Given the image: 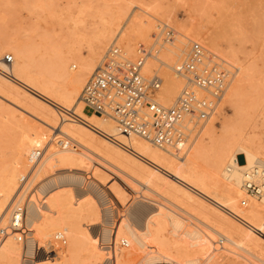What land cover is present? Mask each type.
Instances as JSON below:
<instances>
[{"label": "bare ground", "instance_id": "obj_1", "mask_svg": "<svg viewBox=\"0 0 264 264\" xmlns=\"http://www.w3.org/2000/svg\"><path fill=\"white\" fill-rule=\"evenodd\" d=\"M158 1L152 0L148 4L139 2L140 9L137 8L142 11V14L148 16L147 18H143L145 16L142 15H130L129 8H115L106 18L103 12L101 18L102 16L104 18H99L102 20L101 27L97 25L99 28L92 32H84L85 29L75 32V42H65L67 45L63 47L52 46L51 43L54 41L51 39L52 42H49L51 45L45 43L46 45L39 46L40 48H37L35 41L31 42L30 39L20 41L10 38L6 41L7 38H5V41L0 43V59L3 57L6 59L8 53L13 55V57L10 56L13 58L11 65L0 63V96L22 109V112H27L40 121L32 123L25 119L27 121L20 122L18 135H14L16 132L12 133L15 136L14 141L11 140L13 146L12 144L11 147L9 144L7 146L9 149L12 148L9 155L11 159L7 156L10 160L4 159L6 162L4 161L3 166H0L2 167L0 169V220L4 223L9 219V210L14 203L20 181L28 173L29 160L35 148L45 146L46 150L45 157L28 185V189L30 188L32 192L26 204V241L20 244L14 237L0 240V264H219L218 258L222 256H220L221 252L237 259L231 260L229 264L243 262L264 264V144L258 142L259 140L246 130L252 119L256 117L251 114L252 118L249 112L250 106L254 105L253 98L248 104L247 101L244 103L243 99H247L246 95L249 94H246L244 98L242 96L245 84L247 86L250 84L251 91H257V85L260 81L263 82V79L260 80L263 76L259 77L257 71L252 69L253 67L250 68L252 65L248 66L250 62L247 68L241 67L240 64L236 66V73L233 74V80L226 94V100L232 104L229 106H233V114L226 116L227 119H223L225 121L222 120V116L223 123L220 131L216 125L218 119L216 114L204 124L203 129L201 128L202 136L207 137L209 142H206L205 138L198 140L196 136V138L193 137L195 138L193 141H189V144L187 141L176 150L159 149L140 138H128L121 135L111 119L97 114H86L81 102L86 83L102 63L106 53L114 44V39H117L115 44L122 49L124 59L131 61L128 57L130 54L134 56L135 52L136 56L139 55L141 42L157 40L161 34H164L161 26L155 25L154 20L177 21L174 14L169 11L170 8L163 5L165 1L162 3V0ZM119 3V7H122ZM203 8L205 10V7L201 9L192 7L190 19L186 22L178 21L176 24L181 32L171 28L176 33L172 39L164 40L162 37L161 43L157 40V44L150 46L152 59L146 62L142 74L145 77L155 73L160 76L162 72L164 81L158 93V102L163 106L174 105L183 90V81L175 75V69L185 60H183L184 54L187 55V50L185 52L181 45L187 49L190 43L206 39L211 51L221 53L223 59L226 57L233 63L235 61L234 55L237 56L235 54L237 51L233 52L235 49L228 47V52V48L223 50L217 46L214 38L217 29H211L212 24L216 23L206 14L209 8L205 10L206 12ZM44 9L41 10L45 12ZM109 9L111 8L107 10ZM64 12L61 15L59 12L61 18ZM69 12L71 15L73 11L69 10ZM101 12L98 13L101 14ZM56 13L54 11L55 15ZM1 17L4 19L3 16ZM42 17H44L43 14ZM37 19L40 20V18ZM51 19L49 21L52 22ZM77 21L74 19L76 27L80 25L75 23ZM209 24L212 26L209 27ZM243 24L246 26V23ZM251 25L258 30L257 27L261 24ZM232 26L231 28L234 29ZM50 27L52 29V26ZM252 28L249 27V29ZM73 29L76 30V28ZM158 29L161 31L157 34ZM34 30L32 31L37 35L40 33L38 29L34 28ZM117 31L119 32L116 33ZM49 32L44 38L46 42L49 41L48 38H51L48 35L53 38L59 35L57 31L55 36H53L54 32L52 35ZM30 33L26 35L30 36ZM221 37L223 39V36ZM31 38L35 39V37ZM36 38H39V35ZM60 38L63 39V36ZM60 38L57 40L59 44H63V42L60 43ZM241 38L248 40L247 37ZM254 39H257L255 34ZM254 41H256L255 45L260 43V39ZM262 41L264 43V40ZM230 43L229 41V45ZM137 46L139 48L136 50ZM83 50H86V53ZM258 51L261 52V50ZM71 61L78 64L79 70L74 71ZM261 68L264 70V66ZM261 68L259 73L262 71ZM248 88L250 87L246 89ZM250 96L247 97L250 98ZM260 99L257 101L261 102ZM256 108L258 110L259 105ZM10 109L9 111H12L13 107ZM253 109L255 110L254 107ZM2 111L4 114V109ZM21 111L17 110L19 115ZM4 118L0 121H4ZM60 120L61 123H59ZM255 126L254 121V129L257 127ZM4 127H6L5 124ZM8 133L11 134V131ZM66 139L70 141V144L71 142L77 144V147L59 148L57 142ZM4 143L1 146L5 148ZM6 143H10L9 140ZM93 156L99 161H96ZM101 170L104 174L98 178L97 173ZM110 176H114L112 180L115 182L109 187L108 192L103 190L105 185L103 189L100 185H103ZM35 182H37V191L31 189ZM248 182L260 188V195H251L248 192L246 187ZM33 192H35L34 195ZM131 194L133 196H131L129 208L126 206L128 209L126 207L123 209L126 212L122 216L124 219L122 218L116 226L115 223L108 222L110 217L115 220L113 217L115 210L112 209L113 207H108L114 201L109 200V197L112 196L123 205ZM155 196L161 202L157 201L159 199L155 200ZM243 197L250 201L247 209L239 207V199ZM137 203L146 205L147 208L140 221L133 223L127 213L130 207ZM133 218L136 219L134 215ZM102 223L105 225L101 228L100 239L95 231H90V227ZM109 225L115 228L106 227ZM53 233L56 234L53 235ZM58 234H62L69 241V245L59 246L58 256L50 257L47 248L52 244L46 240L48 237L55 238ZM216 238H219L218 241ZM119 242H127L131 249L118 250L116 244ZM225 243L227 246L224 247ZM217 244L221 246L217 247ZM237 248L246 255L236 252ZM107 249L111 250L107 251ZM125 252L127 255L124 257Z\"/></svg>", "mask_w": 264, "mask_h": 264}, {"label": "built area", "instance_id": "obj_2", "mask_svg": "<svg viewBox=\"0 0 264 264\" xmlns=\"http://www.w3.org/2000/svg\"><path fill=\"white\" fill-rule=\"evenodd\" d=\"M161 29L164 40L175 36L170 27L162 25ZM188 49L185 60L175 69V75L184 83L183 90L174 105L166 107L158 102L163 79L156 73L150 77L142 74L146 62L152 59L151 48L141 46L137 60L128 61L122 49L112 45L83 89L85 111L111 119L118 132L128 138H140L163 150L182 147L217 114L234 74L227 63L202 44L190 43ZM4 61L11 65L13 58L8 56ZM57 146L66 149L71 144L66 139L58 141ZM45 154V146H38L30 157L28 173L19 183L9 219L6 223L0 220V240L14 237L18 243H25L26 204L32 192L28 185ZM246 187L251 195H260V188L251 182ZM247 205L244 200L242 206ZM54 241L59 246L67 245L62 234ZM121 247L128 248V243L122 242ZM48 251L50 257L58 256L54 244Z\"/></svg>", "mask_w": 264, "mask_h": 264}, {"label": "rangeland", "instance_id": "obj_3", "mask_svg": "<svg viewBox=\"0 0 264 264\" xmlns=\"http://www.w3.org/2000/svg\"><path fill=\"white\" fill-rule=\"evenodd\" d=\"M37 1V3H34V2H36ZM136 1H139V0H135V2L133 1V0H0V15L1 16H5V15H7V16H5L6 18H7V20H6V18L4 17V19L0 16V43L1 42H4L5 40L7 41V40H10V38H15V39H18V40H26V41H28L29 39L31 40V42L33 41H35V46L37 47V45H38V47L37 48H40L39 46H43L45 43L48 45V43L50 42H52V41H54V42H52L51 44H53L52 46H54V47H56V46H60L61 45V47H63L66 43L65 42H68V43H73V42H75V35H74V33L75 32H80V31H82V30H84V32H86V31H89V32H92V31H94V30H96V29H98L99 27L97 26V25H99L100 27H101V24H102V20L101 19H103L104 18V16H105V18L108 16V14L110 13H112L114 10H115V8L117 9V8H129L130 9V12H128V13H130V15H134V16H137V15H142V16H145V17H143V18H147L148 16H146V15H144V14H142V11L141 10H139L140 9V7H139V2H142V4H148V3H150V1H152V0H145V2L143 3V1L144 0H140L139 2H137L136 3ZM154 1H156V0H154ZM158 1V0H157ZM161 1V0H160ZM163 1H165V2H163ZM196 1L198 2V3H200V4H198V3H196ZM120 2V3H119ZM133 2V3H132ZM159 2V1H158ZM165 3V4H163L164 6H167V8L169 9L170 8V12H172L173 14H174V16H175V18H176V20L177 21H173V22H168V21H166V20H164V19H159V21H157V20H154V23H155V25H160V26H162V25H165V26H168V27H170V28H173L174 30H176V31H178L179 29H178V26L176 25L177 24V22L179 21V22H186V21H188L189 19H190V16H191V9H192V7L193 8H196V7H199V9H201V7H205V10L207 9V8H209V9H207V12L204 10V8H203V10H204V12H206V14H207V16L209 15V16H211L212 18H213V20H214V22L216 23V24H209V27H211V29H213V30H216V32H215V36H214V38H215V40H216V43H217V46H219V48L221 49H223V50H225V48L227 49L228 47L229 48H231L232 50L233 49H235L233 52H235V51H237V52H235V54H237V56H235L234 55V57H235V61H234V63L231 61V60H229V59H227L226 57H224V59L222 58V54L220 53L219 54V52H216V51H211V49H210V46H209V44H208V41L206 40V39H203L202 41H200V40H198V41H196L195 39H194V41H196V42H198V43H200V44H202L207 50H208V52L210 53V54H212L213 53V55H214V53H215V56L217 55V57L218 58H221V60H223L224 62H226L227 64H228V66H230L232 69H233V73H236V71H235V69H236V66L237 65H239L240 64V66L241 67H243V68H247L246 66L248 65V63L250 64V65H248L250 68H252V69H255V71H257V75L260 77V76H263L262 78H260V80L261 79H263V82L261 83V81H260V83H261V85H260V83L257 85V91H251L252 90V88H251V86H250V84H248V86L250 87V88H248V90L246 89L248 86H247V84H245L244 85V88H243V90H242V96H243V98L245 97V95L246 94H249V95H246V98L247 99H243V102L244 101H247L248 102V104H249V101H250V99H252V104H254L253 106H250L251 108L249 109V110H251V111H256L257 112V114H256V112L255 113H252L251 111H249L250 112V116L253 118V116L251 115V114H254V116L256 117V119H252V121H251V123L249 124V127L247 128L246 127V130L248 131V133H250L252 136H254V137H256V139L257 140H259L258 142H261V143H263L264 144V102H262V101H264V72L262 73V71H264L263 70V68H261V67H263L264 66V51H263V54H262V50H264V43H263V41L262 40H264V34L262 35V33H264V0H162L161 1V3ZM50 4V6H49V4ZM118 3L121 5L122 4V7H119V5H118ZM130 3H132V4H130ZM136 3V4H135ZM196 4H197V6H196ZM37 5V6H36ZM42 5H44V6H42ZM45 5H46V7H45ZM52 5V6H51ZM133 5V6H132ZM137 5V6H136ZM124 6V7H123ZM171 6V7H170ZM45 9H44V8ZM54 7V8H53ZM139 9H138V8ZM44 9V11L45 12H43V10H41V9ZM46 8H48V10L46 9ZM50 8H52L51 10H50ZM63 10H62V9ZM65 8H66V10H65ZM68 8V9H67ZM79 8V9H78ZM83 8V9H82ZM86 9V11H85V9ZM92 9L91 11H90V9ZM108 8H111V9H109V10H107ZM134 8V9H133ZM35 9V10H34ZM39 9H40V11H39ZM54 9H58L59 10V12H61L60 13V15L64 12V15H63V17L61 18V16L59 15V12H57L58 10H54ZM81 9V10H80ZM136 9V10H135ZM211 9V10H210ZM38 10V11H37ZM60 10H62V11H60ZM69 10L71 11H73L72 13H71V15H70V12H69ZM79 10V11H78ZM83 10V11H82ZM96 10V11H95ZM113 10V11H112ZM221 10V11H220ZM35 11H36V13H35ZM42 11V12H41ZM48 11V12H47ZM54 11H55V13H56V15L54 14ZM92 13H90V12ZM94 13H93V12ZM102 11V12H101ZM109 11V12H108ZM129 11V10H128ZM210 11V12H209ZM33 12L35 13V14H33ZM67 12V13H66ZM80 12H86V13H83V14H81ZM95 12H97L96 14L97 15H99V16H97L96 14H95ZM101 12V14H99V13ZM104 12V16H102V18H101V15H103L102 13ZM107 12V13H106ZM132 12H134L133 14H132ZM136 12V13H135ZM139 12H141V13H139ZM46 13V14H45ZM47 13H49V14H51V15H49V14H47ZM66 13V14H65ZM79 13V14H78ZM212 13H213V15H212ZM5 14V15H4ZM38 14H39V16H38ZM42 14H43V16L44 17H42ZM53 14H54V16H53ZM93 14H95V16L93 15ZM107 14V15H106ZM70 15V16H69ZM81 15V16H80ZM87 15V16H86ZM92 15L94 16V18L92 17ZM48 16V17H47ZM56 16V17H55ZM222 16V17H221ZM50 17H52L53 19H51ZM57 17H60L59 19L57 18ZM97 17V18H96ZM216 17H218V18H220V19H218V18H216ZM37 18H40V20L39 19H37ZM51 20H53L52 22L51 21H49L50 19ZM57 18V20H55ZM78 18V19H77ZM81 18V19H80ZM99 18H101V19H99ZM49 19V20H48ZM74 19L77 21V20H79V21H77V22H75V23H78V24H80V25H78L79 26V28H78V26L76 27V25L74 24ZM96 19H98V20H96ZM224 21H223V20ZM58 20H60L59 22H58ZM65 20V21H64ZM101 20V22L99 23V21ZM161 20V21H160ZM219 20V21H218ZM221 20V21H220ZM61 21H62V23H61ZM80 21H81V23H80ZM219 23H217V22ZM4 24H3V23ZM48 22H50L51 23V25H50V23L49 24H47ZM65 22V23H64ZM98 22V23H97ZM159 22H161L162 23V25H161V23H159ZM235 22H237V24L235 23ZM239 22V23H238ZM240 22H241V24H240ZM36 23H37V25H36ZM243 23H246V26H244L245 24H243ZM258 24L257 26H259L260 24V27H257L258 28V30H256V28L254 29V27L255 26H252L251 24ZM47 24V25H46ZM53 24V25H52ZM67 24V25H66ZM81 24H83V26L81 25ZM233 24H236L235 26L233 25ZM240 24V25H239ZM243 24V25H242ZM43 25H46V26H43ZM52 26V29H51V27L50 26ZM71 26V27H73L74 25V27L73 28H76V30H79V31H76L75 29H73V28H71V27H69V26ZM218 25H221V26H218ZM233 25V26H232ZM238 25L240 26V28L238 27ZM253 27H251V26ZM30 26V27H29ZM61 26H63V27H61ZM67 26V27H66ZM97 26V27H96ZM218 26V27H217ZM231 26L235 29H232L231 28ZM31 28V29H29V28ZM45 27V28H44ZM49 27V28H48ZM61 27V28H60ZM69 27V28H68ZM84 27V28H83ZM93 27H95V28H93ZM214 27V28H213ZM237 27H238V29H237ZM245 27V28H244ZM249 27L250 28H252V29H249ZM263 27V28H262ZM34 28L35 29H38V35H39V38H36V37H38V35H37V33H35L34 31ZM65 28H66V30H65ZM71 28V29H70ZM249 30H248V29ZM27 29H28V31H27ZM49 29H51V33L49 32ZM62 29V30H61ZM69 29V30H68ZM72 29H73V31H72ZM87 29V30H86ZM241 29V30H240ZM242 29H244V30H242ZM245 29H246V32H245ZM261 31H260V30ZM29 30H31V31H29ZM32 30H34V31H32ZM54 30V31H53ZM58 32V34L60 35H56L57 34V32ZM62 31V35H61V31ZM64 30V31H63ZM91 30V31H90ZM237 30H238V32H237ZM37 31V30H36ZM47 31V32H46ZM60 31V32H59ZM160 31H161V29H158L157 30V34L158 33H160ZM180 31V30H179ZM178 31V32H179ZM219 31V32H218ZM234 31V32H233ZM239 31H240V34H239ZM241 31H244V32H242L241 33ZM250 31V32H249ZM253 31H254V33H253ZM259 31V32H258ZM263 31V32H262ZM31 32V33H30ZM44 33V35H43V33ZM45 32L48 34V32L52 35L53 33L52 32H54L55 34H53V36H57L55 39L52 37V36H50V35H48L49 37H51V38H48V40L49 41H45L44 40V38H46V35L47 34H45ZM63 32H65V33H67L66 35L63 33ZM73 32V33H72ZM119 31H117L116 33H118ZM156 32V31H155ZM181 32V31H180ZM236 32V33H235ZM251 32H252V35H250L251 34ZM28 33H30V36L31 37H35V39H37V40H32L33 38H31L29 35L27 36L26 34H28ZM42 33V34H41ZM70 33V34H69ZM162 33V32H161ZM237 33H238V35H237ZM256 33H258V34H256ZM34 34V36H32V35ZM40 34H41V36H44V37H41L40 36ZM70 36H69V35ZM72 34L74 35V36H72ZM176 34V33H175ZM219 34V35H218ZM243 34H245V35H243ZM247 34V35H246ZM254 34H255V38H257V39H254ZM260 34L263 36H260ZM68 35V36H67ZM116 35V34H115ZM242 35V36H241ZM26 36H27V38H26ZM59 36V37H58ZM63 36V39H61L60 37H62ZM64 36H66V40L68 39V38H70L69 39V41L67 40H65L64 39ZM72 36V37H71ZM117 36V35H116ZM115 36V37H116ZM221 36H223V39H222V37ZM247 37V39L248 40H245V39H242L241 37H243V38H246ZM248 36H250V37H248ZM257 36H259V37H257ZM4 37V38H3ZM41 37V38H40ZM162 37L165 39V36H163L162 34H161V36H159V38H157V40H158V43L160 42L161 43V41H162ZM5 38H7V39H5ZM57 38L59 39L60 38V43L61 42H63V44H59V41L57 40ZM160 38H161V40H160ZM205 38V37H204ZM226 38V39H225ZM250 38V39H249ZM252 38H253V40H252ZM260 39V41H259V39ZM263 38V39H262ZM2 39H3V41H2ZM5 39V40H4ZM52 41H51V40ZM72 39V40H71ZM229 39H231V40H229ZM23 40V41H24ZM39 40H41V41H43L42 43H40V41ZM55 40H57V41H55ZM62 40H64V41H62ZM157 40L155 39V40H151V41H149L148 40V42L146 41H143V42H141V45L140 46H145V47H149V48H151L153 45L152 44H154L155 45V43L157 44ZM160 40V41H159ZM205 40V41H204ZM226 40V41H225ZM254 41V40H257V41H259L260 43H256V45H259V46H256L255 45V42L256 41H254V46H256V47H254L253 46V44H252V41ZM114 41L116 42L117 41V39H114ZM113 41V42H114ZM229 41L231 42L230 43V45H229ZM30 42V41H29ZM39 42V43H38ZM115 42H114V44H115ZM144 42L146 43V44H144ZM154 42V43H153ZM186 42V41H185ZM38 43V44H37ZM49 43V44H50ZM55 43H58L57 45L55 44ZM143 43V44H142ZM34 44V43H33ZM45 44V45H46ZM50 44V45H51ZM113 44V45H114ZM262 44V45H261ZM67 45V44H66ZM152 45V46H151ZM190 45V44H189ZM188 45V46H189ZM227 45V46H226ZM118 46V45H117ZM151 46V47H150ZM231 46V47H230ZM234 46V47H233ZM260 46H261V48H260ZM181 47L182 48H184V50H185V52H186V50H187V53H188V48L186 49V47H184V46H182L181 45ZM224 47V48H223ZM236 47V48H235ZM42 48V47H41ZM139 48V46H137L135 49L137 50ZM229 48L227 49V51L229 50ZM256 50H255V49ZM258 48H260V49H258ZM258 50H261V52L260 51H258ZM84 51V53H86L85 51L86 50H83ZM257 51V52H256ZM229 52V51H228ZM260 53H261V55H260ZM220 55V56H219ZM8 56H12L13 57V55L11 54V53H8ZM136 52H135V54H134V56L133 55H131L130 54V56L128 57L129 59H131V61H136L137 60V58H138V56H136ZM253 56V57H252ZM263 56V57H262ZM254 57L256 58L257 57V59H254ZM261 58V60H260V58ZM186 58V55L184 54V58H183V60ZM236 58H237V60H236ZM1 61H0V63H4V64H6L5 63V58L3 57V58H1L0 59ZM3 60V61H2ZM250 60V61H249ZM253 60V61H252ZM254 60H256V62L254 63ZM258 60H260V61H258ZM230 62V63H229ZM238 63V64H236V63ZM74 63V64H73ZM76 62L75 61H71V63L70 64H72L71 66H72V68H74V71H77V70H79V66H78V64H75ZM246 63V64H245ZM256 64L255 66L257 67V68H255V66H254V64ZM258 63V64H257ZM241 64H243V66L241 65ZM7 65V64H6ZM259 65V66H258ZM263 65V66H262ZM78 66V67H77ZM233 66V67H232ZM77 67V68H76ZM248 67V68H249ZM230 68V69H231ZM262 69V71H260V73H259V69ZM0 69H1V67H0ZM165 72V71H164ZM169 72V71H168ZM161 74H162V72H160ZM160 74V77L161 78H163L162 76L163 75H161ZM261 74V75H260ZM147 77H150V76H147ZM233 80V79H232ZM231 80V81H232ZM164 81V80H163ZM231 83V82H230ZM263 85V86H262ZM163 87V86H162ZM251 89V90H250ZM245 90V91H244ZM260 90H261V92H260ZM246 91H247V93H246ZM249 92V93H248ZM251 92V93H250ZM252 92L255 94V93H259L258 95L257 94H252ZM244 94V95H243ZM252 97H251V96ZM227 96V95H226ZM250 96V98H248V97ZM257 96H260L262 99H260V97H257ZM255 97H257L256 98V101H255ZM0 98H1V102H0V104H2L3 102L2 101H4L5 103H7V104H2V106L0 105V114H2V115H0V117L1 118H4L5 116L6 117H8V118H4V121H0V160H2V161H0L1 163H0V166H3V164H4V161L6 160V161H9L11 158V156H9V155H11V149H9L7 146H9L10 145V147H11V144H12V146H13V143H11L12 141H14V139H15V136H17L18 134V132H19V124H21L20 122H23L25 119H27L29 122H32L33 123V121L35 122V121H37V122H40L39 120H37L35 117H33V116H31V115H29L27 112H22L23 110L22 109H20V108H18L17 106H15L14 104L12 105V103L10 104V102H7V100L6 99H4V98H2L1 96H0ZM249 99V100H248ZM260 99V101L261 102H259V101H257V100H259ZM9 100V99H8ZM253 101H255L256 102V104H255V102H253ZM246 102V103H247ZM251 102V101H250ZM258 102V103H257ZM245 103V102H244ZM262 103V104H261ZM251 104V103H250ZM261 104V105H260ZM229 105H232V104H230L227 100H226V97L224 98V101L222 102V104H221V106H220V108H219V110H218V113H217V117H218V119L216 120V125H217V127H218V130L220 131V129L222 128L221 126H222V120L223 119H227V117H229L231 114H233V106H229ZM257 105V106H256ZM258 105H259V108H258V110H257V108L256 107H258ZM263 105V106H262ZM13 107V109H12V111H9V109L11 108V107ZM15 107V108H14ZM17 107V108H16ZM253 107L255 108V110L253 109ZM262 107V108H261ZM2 109H4V114H3V111H2ZM18 111H21V113H20V115H19V112H17V110ZM253 109V110H252ZM11 110V109H10ZM2 111V112H1ZM12 112V113H11ZM16 113V115H15V113ZM6 113V114H5ZM10 115H9V114ZM22 113H24V115L25 116H27V115H29V116H27V117H25L24 115H22ZM27 113V114H26ZM85 113V112H84ZM261 113V114H260ZM11 114H13L12 116H11ZM86 114H88L87 112H86ZM222 114V115H221ZM259 114H260V116H259ZM22 115V116H21ZM88 115H90V114H88ZM224 115H225V117H224ZM263 115V116H262ZM15 116V117H14ZM25 118H24V117ZM222 116H223V118H222ZM227 116V117H226ZM259 116V117H258ZM10 117V118H9ZM22 117V118H21ZM30 117H32V119L30 118ZM216 117V118H217ZM254 117V118H255ZM0 118V120H3V119H1ZM11 118H14L13 120L11 119ZM17 118H19V119H22V120H17ZM29 118H30V120H29ZM221 118H222V120H221ZM259 120H258V119ZM34 119V120H33ZM60 119V118H59ZM6 120V121H5ZM8 120V121H7ZM10 120V121H9ZM27 120H25V121H27ZM19 121V122H18ZM219 121V122H218ZM221 121V122H220ZM223 121H225V120H223ZM254 121H255V125L257 126H255L256 127V129H254ZM257 121V122H256ZM3 123V124H2ZM14 123V124H13ZM59 123H61V120L59 121ZM257 123V124H256ZM263 123V124H262ZM4 124H5V126L6 127H4ZM1 125H3L2 127H1ZM204 125V124H203ZM203 125H202V127H203ZM12 126V128H9V127H11ZM8 128H9V130H8ZM13 128H14V131H13ZM3 129V130H2ZM5 129H7V130H5ZM12 129V130H11ZM203 129V128H202ZM11 131V134L10 133H8V132H10ZM18 131V132H17ZM200 132L199 133H197L196 135H194L193 137H195L196 138V136H197V138L196 139H200V138H205V141L206 142H209V140H207L208 138L207 137H204V136H202L203 134L201 133V128H200V130H199ZM5 132H7V133H5ZM15 133L14 135L15 136H13L12 135V133ZM53 132H55V131H53ZM52 133V132H51ZM58 133V132H57ZM5 134H7V135H5ZM53 134V133H52ZM9 135V137L7 138V136ZM256 135V136H255ZM13 136V137H12ZM11 137V138H10ZM191 138L192 140H190V142L191 141H193V139H195V138ZM3 138V139H2ZM3 141H2V140ZM6 140V141H5ZM8 140H9V142L10 143H6V142H8ZM12 140V141H11ZM201 140V139H200ZM6 144H5V143ZM34 142H37V141H34ZM205 142V143H206ZM2 143H4L3 145H5V148L3 147V146H1V144ZM9 144V145H8ZM71 147L72 148H75V147H77V144L75 145V143H73V142H71ZM187 144H189V141L187 142ZM207 144V143H206ZM44 145H46V144H44ZM1 147H3V148H1ZM7 147V148H6ZM3 149V150H2ZM56 149H58V147H56ZM6 152H5V151ZM4 152V154H3V152ZM10 158H8V157ZM8 158V159H7ZM93 158L96 160V161H99L96 157H94L93 156ZM5 159V160H4ZM5 161V162H6ZM28 163V162H27ZM2 167H0V169H1ZM29 170V169H28ZM117 173V172H116ZM103 174H104V172L101 170L99 173H97V177L98 178H100V177H102L103 176ZM120 175V174H119ZM114 178V176H110L107 180H105V182L103 183V185H100L101 186V188L103 189V186H104V188L105 189H103V190H105V191H107L108 189H109V187L111 186V185H113L114 184V182L115 181H113L112 179ZM112 181V182H111ZM37 182H39V181H37ZM37 182H35L34 183V185L31 187V189H34L33 191H37L38 190V188H36L37 187ZM111 182V183H110ZM109 184V185H108ZM107 186H108V188H107ZM139 189H141L140 187H138ZM108 192H109V190H108ZM107 192V193H108ZM140 193H141V190H140ZM35 194V192H33V195ZM110 194V193H109ZM131 196H133L132 194L128 197V199H127V201L123 204V205H121L120 203H118L112 196L111 197H109V200H111V201H114V202H112L111 204H109L110 206H108V207H113L112 209L113 210H115L114 212V215H113V217H114V219L116 220V222H115V220H113L112 219V217H110L108 220V222H113V224L115 223V226L116 225H118V223H119V221L120 220H122V218L124 219V217H122V216H124L125 214H126V212L123 210V209H125V207L127 206L128 208H129V206H130V204H131V199H132V197ZM139 196H141V194H139ZM153 197V196H152ZM42 199V198H41ZM153 199H154V197H153ZM156 199H159L158 197H156L155 196V200ZM244 200H248V198H246V197H243V198H240L239 199V207L240 208H242L243 206H242V202L244 201ZM158 202L160 201L161 202V200L159 199V200H157ZM116 202H117V204H116ZM130 202V203H129ZM249 200H248V204H249ZM116 206V205H118V206H116L115 208H114V206ZM126 204V205H125ZM136 205V206H135ZM134 206V207H133ZM248 206H250V204L249 205H247L246 207H243V209H247L248 208ZM126 207V209H128ZM142 207H145V208H142ZM147 208V206L146 205H142V204H140V203H137V204H133L131 207H130V209L128 210V213H127V216H128V218L130 219V221L131 222H133V223H136V222H138V220L142 217V215H144V213H145V209ZM120 211H119V210ZM138 210V211H137ZM124 211V212H123ZM143 211V212H142ZM122 212V213H121ZM138 212V213H137ZM123 213H125V214H123ZM117 214V215H116ZM119 214V215H118ZM121 214V215H120ZM132 214V215H131ZM133 215L136 217V219L135 218H133ZM117 216H118V218H117ZM130 216V217H129ZM140 221V220H139ZM110 222V223H111ZM105 225V224H104ZM104 225H103V223L101 224V225H98V226H94V227H90V231H95L96 232V235L97 236H99V238L102 236V232H101V228L102 227H104ZM111 226V227H110ZM115 226L113 227V225H109V226H106V227H108L109 229H111V228H115ZM29 230V229H28ZM56 233H53V235H55ZM34 235L37 237V235L34 233ZM101 235V236H100ZM38 238V237H37ZM101 239V238H100ZM217 239V241H218V239L219 238H216ZM38 240H39V238H38ZM50 240V241H49ZM67 240V239H66ZM51 242V244H54L55 245V247L58 249V247H59V245L56 243V242H54V237L52 238V237H48L47 238V240H46V242ZM56 243V244H55ZM120 243V244H119ZM119 243H117L116 245H117V248H118V250L119 249H121V250H123V251H127V250H129V249H131V246H129L128 248H122L121 247V243L122 242H119ZM22 244V243H21ZM109 244V243H108ZM108 244H104V245H108ZM226 244V243H225ZM223 245L224 247L225 246H227V244L226 245ZM69 245V241L67 240V245L65 246V247H67ZM110 245V244H109ZM218 246L217 247H220L221 245L220 244H217ZM48 249V248H47ZM46 249V250H47ZM111 249H107V251H110ZM235 250H237L236 252H238L239 254L241 253V254H243V255H246V254H244V252L241 250L240 251V249H235ZM47 252L49 253V251L47 250ZM223 253V254H222ZM225 252H221L220 253V256L221 257H219V258H222V259H219L218 258V261H220V263L219 264H229L230 263V261L231 260H234V259H236V258H234L232 255H230V254H228V255H226L227 253H225ZM125 255H127V253L125 252V254H124V257H125ZM224 256V257H223ZM232 257V258H231ZM248 257H250V256H248ZM105 258H107V256H105ZM228 259V260H227ZM106 260V259H105ZM237 260V259H236ZM223 261V262H222ZM228 262V263H227ZM232 262V261H231ZM242 264H245L244 262L242 263Z\"/></svg>", "mask_w": 264, "mask_h": 264}]
</instances>
